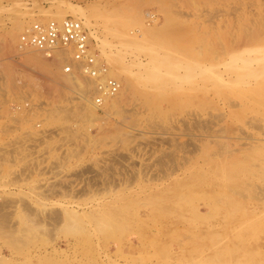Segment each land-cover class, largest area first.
Segmentation results:
<instances>
[{
  "label": "rangeland",
  "instance_id": "rangeland-1",
  "mask_svg": "<svg viewBox=\"0 0 264 264\" xmlns=\"http://www.w3.org/2000/svg\"><path fill=\"white\" fill-rule=\"evenodd\" d=\"M81 12L100 76L18 49ZM0 38V264H264V0H0Z\"/></svg>",
  "mask_w": 264,
  "mask_h": 264
},
{
  "label": "built area",
  "instance_id": "built-area-1",
  "mask_svg": "<svg viewBox=\"0 0 264 264\" xmlns=\"http://www.w3.org/2000/svg\"><path fill=\"white\" fill-rule=\"evenodd\" d=\"M20 46L37 48L49 55L57 49L72 47L76 60L83 61L85 59L86 72L87 70L97 72L93 67L95 57L90 53L89 31L80 19L67 17L60 22L49 20L33 23L21 35ZM70 70L71 67L67 66L66 71ZM104 90L108 92L107 89L101 87L100 91L104 92Z\"/></svg>",
  "mask_w": 264,
  "mask_h": 264
},
{
  "label": "bare ground",
  "instance_id": "bare-ground-1",
  "mask_svg": "<svg viewBox=\"0 0 264 264\" xmlns=\"http://www.w3.org/2000/svg\"><path fill=\"white\" fill-rule=\"evenodd\" d=\"M106 9V8H105ZM87 11V10H86ZM99 11V10H98ZM103 11V10H102ZM43 12V11H42ZM46 12H48L47 10H45V12L44 13H46ZM94 12V11H93ZM41 13V12H40ZM23 15V14H22ZM31 15V14H30ZM47 16V15H46ZM53 16V15H52ZM56 16H58V15H56ZM76 18H79L80 20H82V22H83V24H84V26H87V27H90V28H92V30H93V23L92 24H90V19L89 18H92V17H88L85 13H80V14H78V15H74ZM93 16V15H92ZM24 17V16H23ZM29 17H31V16H29ZM33 17V16H32ZM59 17V16H58ZM39 18V17H38ZM60 18H61V16H60ZM24 20H26V19H24ZM44 20V19H43ZM42 20V21H43ZM53 20V19H52ZM54 20H57V21H62V19H59V18H57V17H54ZM110 20V19H109ZM27 21V20H26ZM32 21H34V20H32ZM41 21V20H40ZM20 22H23V19L20 21ZM28 22H30V21H28ZM104 23V25H105V22H103ZM113 23V22H112ZM101 24V23H100ZM117 24V23H116ZM21 24H19V26H15L16 28H18L19 29V27H23V26H20ZM14 26V25H13ZM25 26V25H24ZM96 26V25H95ZM105 28L107 27V26H104ZM109 27H111V26H109ZM114 27V26H113ZM20 28V29H21ZM108 28V27H107ZM112 28V27H111ZM22 30H23V28H22ZM10 31V30H9ZM105 31H108V30H105ZM109 31H111L110 29H109ZM112 31H114L113 30V28H112ZM19 32V31H18ZM97 33V32H96ZM112 33V32H111ZM18 34H20V33H18ZM18 34H15V32H11L10 34H9V36H8V39L10 40L9 42H13L14 40H15V38H16V35L18 36ZM90 34V33H89ZM108 34V33H107ZM110 34V33H109ZM96 35V34H95ZM112 35H114L113 33H112ZM117 35V34H116ZM111 36V35H110ZM122 36H124L123 34H122ZM128 38V37H127ZM133 38H135V37H133ZM132 38V39H133ZM137 38V37H136ZM1 39V38H0ZM100 39V38H99ZM113 39V38H112ZM140 39V38H139ZM138 39V40H139ZM145 39V38H144ZM149 39V38H148ZM105 40H107V39H105ZM104 40V41H105ZM2 41V40H1ZM4 41V40H3ZM8 41V40H7ZM103 41V40H102ZM115 42V41H114ZM153 42V41H152ZM2 43H4V42H0V53L2 52V49L3 48H5V46H3V44ZM7 43V42H6ZM19 43H20V40H19ZM18 43V49L20 50V49H22V47L20 46V44ZM138 43V42H137ZM166 43V42H165ZM13 44V43H12ZM12 44L11 43H8L7 44V46H8V48L9 49H11L12 48ZM132 44H134V43H132ZM136 44V43H135ZM134 44V45H135ZM154 45V44H153ZM157 45V44H156ZM15 46V45H14ZM101 46H103V45H101ZM157 47V46H156ZM16 48H17V46H16ZM32 49L31 50H29L30 51V53H31V56L33 57V58H43V59H49V60H51V61H54V63L56 64V65H60L62 62L61 61H64V60H66V55L65 54H63L64 53V50H66V49H68V48H63V49H57V50H55V51H53L50 55L49 54H47V53H45V52H43V51H41V50H39V49H37V48H33V47H31ZM94 48H96V47H94ZM108 48V47H107ZM124 48V47H123ZM126 48V47H125ZM24 49V48H23ZM90 49H92V47H91V45H90ZM103 49H105V48H103ZM112 49V48H111ZM134 49V48H133ZM152 49V48H151ZM100 50H101V48H100ZM127 50V49H126ZM4 51V50H3ZM8 51V50H7ZM21 51V50H20ZM92 51V50H91ZM9 52V51H8ZM13 52V51H12ZM110 52V51H109ZM5 53V52H4ZM7 53V52H6ZM91 53H93V51L91 52ZM131 53H132V51H131ZM9 54H12L11 52L9 53ZM119 54V53H118ZM156 54V53H155ZM94 55V54H93ZM99 55V54H98ZM97 55V56H98ZM100 55H101V53H100ZM108 55H111V54H109L108 52H107V56ZM126 55H128V54H126ZM1 56H2V54H1ZM0 56V57H1ZM4 56H7V54L6 55H4ZM11 56V55H10ZM113 56V55H112ZM94 57H95V55H94ZM102 57V56H101ZM105 57H106V54H105ZM115 57V56H114ZM99 58V57H98ZM118 58V57H117ZM3 59H4V57H3ZM7 59H10V57L9 56H7V58H6V60ZM111 59V58H110ZM11 60V59H10ZM48 60V61H49ZM85 60V59H84ZM83 60V61H84ZM104 60V59H103ZM116 60V59H115ZM5 61V60H4ZM99 60L97 59V58H95V60H94V65H93V67H95L96 69V71L97 72H92L91 70V72H89L88 70H87V72H88V75L89 76H91V77H97L98 75L100 76L103 72H104V69L102 68V66L100 67V64L101 63H99L98 62ZM110 61H112V60H110ZM114 61V60H113ZM121 61V60H120ZM127 61V60H126ZM6 62V61H5ZM59 62H61V63H59ZM78 62H80L81 63V61H78ZM77 62V63H78ZM107 62V61H106ZM123 62V61H122ZM3 62H1L0 64H2ZM8 63H10L9 61H8ZM12 63V62H11ZM49 63V62H48ZM51 63V62H50ZM58 63V64H57ZM83 63V62H82ZM114 65H117V64H115V61L114 62H112ZM123 63H125V62H123ZM7 62L5 63V70H4V68H3V70H4V74H2V77L4 78V77H6L7 78V80H8V77L10 76V70H9V65L10 64H7ZM84 64H85V68H87V65H86V63H85V61H84ZM108 64H110V63H108ZM127 64V63H126ZM49 65V64H48ZM80 65V64H79ZM111 65V64H110ZM119 65V64H118ZM10 66H12V65H10ZM52 66V65H51ZM109 66V65H108ZM120 66V65H119ZM52 67H54L55 68V66H52ZM66 67L67 66H64V71H66ZM72 67V66H71ZM121 67V66H120ZM0 68H1V65H0ZM53 68V69H54ZM108 68V67H107ZM122 68H123V66H122ZM125 68V67H124ZM132 68V67H131ZM74 69V68H73ZM110 67H109V71H110ZM57 70V67H56V69H55V71ZM48 71V70H47ZM71 71V70H70ZM69 71V72H70ZM80 71V70H79ZM121 71V70H120ZM2 72V71H1ZM51 73H52V69H51V71H50ZM60 72V71H59ZM81 72V71H80ZM85 72V71H84ZM107 72V71H106ZM111 72V71H110ZM3 73V72H2ZM72 73V72H71ZM75 74H76V72H74ZM86 73V72H85ZM121 73H122V71H121ZM125 73V72H124ZM60 74V73H59ZM65 74V73H64ZM104 74H107V73H104ZM111 74V73H110ZM57 75H58V73H57ZM56 75V76H57ZM61 76V78L63 77L62 75L63 74H60ZM71 75V74H70ZM73 75V74H72ZM79 75V74H78ZM86 75V74H85ZM125 75H127L126 73H125ZM13 77V76H12ZM12 77H11V80H12ZM65 77V76H64ZM68 76H66V79L65 80H69L68 78H67ZM76 77V76H75ZM116 77V76H115ZM129 77V76H128ZM71 78V77H70ZM78 78V77H77ZM123 78V77H122ZM64 79V78H63ZM109 79H110V77H109ZM64 80V81H65ZM70 80H71V82H70ZM69 80V82H70V84L71 83H73V81H75V80H73V79H70ZM73 80V81H72ZM125 80H127V79H125ZM121 81V80H120ZM124 81V80H123ZM133 81V80H132ZM5 83V82H4ZM68 83V82H67ZM126 85H129V82L128 81H126V83H125ZM73 85V84H72ZM85 85V84H84ZM76 86V85H75ZM79 86H81V85H79ZM101 87H103V88H105V89H107V91L108 92H105V90H104V92L102 91H100V89H101ZM119 88H120V82L118 81H109V82H105V83H101L100 85H98V87L95 89V91H97V92H99V93H103V94H101L99 97H101V99L99 100L98 99V97L96 96V98L95 99H93V102H92V105H93V107L94 106H97L98 104H96V102H98V103H103L106 99H108V97H112V95L114 96V95H116V92L119 90ZM126 88H128V87H126ZM124 89H125V87H124ZM131 89V88H130ZM127 91V90H126ZM88 93V92H87ZM125 93V92H124ZM118 95V94H117ZM125 95V94H124ZM127 95V94H126ZM118 97V96H117ZM119 98H120V95H119ZM97 99V100H96ZM113 99V98H112ZM120 99H122V98H120ZM103 101V102H102ZM112 101V100H111ZM118 101H120V100H118ZM106 102V101H105ZM117 102V101H116ZM115 102V103H116ZM114 104V103H113ZM100 105V104H99ZM103 106V105H102ZM106 106V105H105ZM104 106V107H105ZM107 109V108H106Z\"/></svg>",
  "mask_w": 264,
  "mask_h": 264
}]
</instances>
